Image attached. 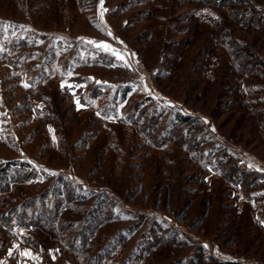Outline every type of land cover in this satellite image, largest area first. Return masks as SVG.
I'll use <instances>...</instances> for the list:
<instances>
[{
  "label": "rangeland",
  "instance_id": "rangeland-1",
  "mask_svg": "<svg viewBox=\"0 0 264 264\" xmlns=\"http://www.w3.org/2000/svg\"><path fill=\"white\" fill-rule=\"evenodd\" d=\"M217 260L264 264V0H0V264Z\"/></svg>",
  "mask_w": 264,
  "mask_h": 264
},
{
  "label": "trees",
  "instance_id": "trees-1",
  "mask_svg": "<svg viewBox=\"0 0 264 264\" xmlns=\"http://www.w3.org/2000/svg\"><path fill=\"white\" fill-rule=\"evenodd\" d=\"M183 118L187 119V117H183ZM214 264H240V263L232 261V260H222V261L217 260L215 261Z\"/></svg>",
  "mask_w": 264,
  "mask_h": 264
},
{
  "label": "snow or ice",
  "instance_id": "snow-or-ice-1",
  "mask_svg": "<svg viewBox=\"0 0 264 264\" xmlns=\"http://www.w3.org/2000/svg\"><path fill=\"white\" fill-rule=\"evenodd\" d=\"M102 4H103V0H101V5H102ZM24 86H25V87H28L29 85L25 84ZM63 86H64V85H62V87H63ZM68 87H69V89H71V88L74 87V86L69 85ZM75 87H79V85H76ZM77 105H78V107L80 106V105H79V100H78V99H77ZM50 131H51V129H50ZM24 254L27 255L28 253H24Z\"/></svg>",
  "mask_w": 264,
  "mask_h": 264
}]
</instances>
